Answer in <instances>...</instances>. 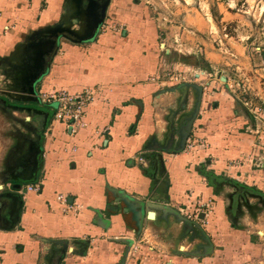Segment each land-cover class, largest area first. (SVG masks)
I'll return each instance as SVG.
<instances>
[{"label":"crops","instance_id":"obj_1","mask_svg":"<svg viewBox=\"0 0 264 264\" xmlns=\"http://www.w3.org/2000/svg\"><path fill=\"white\" fill-rule=\"evenodd\" d=\"M93 3L0 0V195L42 186L15 192L19 218V200L0 198V264H264V97L255 116L221 66L193 70L147 0H110L93 39L53 44L55 30L89 33ZM43 63L34 95L23 93ZM86 89L96 97L75 134L39 96Z\"/></svg>","mask_w":264,"mask_h":264},{"label":"rangeland","instance_id":"obj_2","mask_svg":"<svg viewBox=\"0 0 264 264\" xmlns=\"http://www.w3.org/2000/svg\"><path fill=\"white\" fill-rule=\"evenodd\" d=\"M147 1L159 14L162 23L181 27L180 32L173 28V33L179 40L177 43L183 41L182 46L186 49L175 45H178L179 54L194 57L196 68L193 70L207 73V59L231 76L228 89L242 103L245 94L253 102H257L260 96L264 97V0ZM176 56L178 60L180 57ZM223 59L227 64H218ZM168 66L173 70L172 66ZM8 84L3 90H8L11 97L31 102L22 94L20 86L12 89ZM26 116L32 114L23 112L18 118L24 122ZM25 125L29 129L32 123Z\"/></svg>","mask_w":264,"mask_h":264},{"label":"built area","instance_id":"obj_3","mask_svg":"<svg viewBox=\"0 0 264 264\" xmlns=\"http://www.w3.org/2000/svg\"><path fill=\"white\" fill-rule=\"evenodd\" d=\"M102 32H106L108 30H112L114 32L118 31V28L116 26H111L109 24H104L101 26ZM167 74L168 77H170V80H173L175 82H181L185 80L184 76H181L180 74ZM246 93V92H244ZM245 94V99H243V105L245 108H247L251 114L257 116L261 112V108L253 102L251 99H247ZM42 103H53L56 102L58 104L57 109L54 111V119L65 126H67L70 129L71 134L77 133L79 128H82L85 126V119H86V111L88 106L91 104V102L94 101L96 95L95 92L91 90H84L77 94H72L67 91H61V92H53L51 94L46 93H40L39 94ZM194 147L192 142H187L186 148L192 149ZM138 163L145 165L146 161L143 155L139 156L137 158ZM42 191V186L40 183L33 184V185H27L24 188H22L19 192L22 194L27 193H36L39 194ZM62 197H59L58 200L62 201ZM69 207L68 209H70ZM67 209V208H66ZM70 212H75L74 210L70 209ZM209 213V212H208ZM207 213V214H208ZM179 214L192 221L196 218V220H199L200 216H198V213H194L193 215L191 213H187L184 209L179 210ZM207 214L201 218L202 224H206L207 220ZM139 248L137 246L131 248V251L129 253L130 256H132V251L136 252Z\"/></svg>","mask_w":264,"mask_h":264},{"label":"water","instance_id":"obj_4","mask_svg":"<svg viewBox=\"0 0 264 264\" xmlns=\"http://www.w3.org/2000/svg\"><path fill=\"white\" fill-rule=\"evenodd\" d=\"M109 3H110V0H107L100 7V12L94 14V16H93V24H92V26H90V28H89L90 31H89V33H87V35L79 36V35H77V34H75L73 32L67 31V30H55L52 33L53 44H55L57 42V39L60 36H65L71 42H77V43L86 42V41H89V40L93 39L95 37L97 31H98L99 25L102 23V21L106 17V12H107V8L109 6ZM47 67H48V65L43 63V64H41V70H38L37 72H33L31 75L26 77V79L24 80L25 82H24V84L22 86L23 87L22 88V92L23 93L34 95L35 84L41 78V76L46 72ZM197 113H198V111H197ZM197 113L194 116L193 120L190 122L189 127L187 129V132L185 133V136H184V139H183V144H182L183 148H185V145H186V142H187V139L189 137L190 130H191V127H192V123H193L194 119L196 118ZM22 187L23 186H22L21 183H17L15 186H13V188H12L13 191H11V192H3L0 195V198H8V199H11V200H14V201L19 200V207H18V210H16L18 218H19V215H20L19 212H20V210L22 208V204H21L22 202H21L20 196L17 193H15V192L16 191H20L22 189Z\"/></svg>","mask_w":264,"mask_h":264},{"label":"flooded vegetation","instance_id":"obj_5","mask_svg":"<svg viewBox=\"0 0 264 264\" xmlns=\"http://www.w3.org/2000/svg\"><path fill=\"white\" fill-rule=\"evenodd\" d=\"M106 1H107V0H97L98 3H93V4H94L93 8H94L95 13L100 12V7H101Z\"/></svg>","mask_w":264,"mask_h":264},{"label":"trees","instance_id":"obj_6","mask_svg":"<svg viewBox=\"0 0 264 264\" xmlns=\"http://www.w3.org/2000/svg\"><path fill=\"white\" fill-rule=\"evenodd\" d=\"M72 43H74V44H81V43H83V42H80V43H77V42H72ZM54 54H55V52L53 51L51 54H50V58L52 59V57L54 56Z\"/></svg>","mask_w":264,"mask_h":264}]
</instances>
